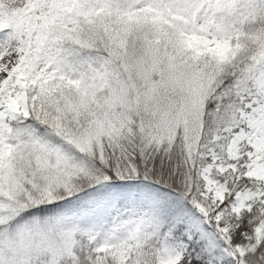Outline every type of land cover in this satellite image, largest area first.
<instances>
[{
  "label": "snow or ice",
  "instance_id": "snow-or-ice-1",
  "mask_svg": "<svg viewBox=\"0 0 264 264\" xmlns=\"http://www.w3.org/2000/svg\"><path fill=\"white\" fill-rule=\"evenodd\" d=\"M0 264H264V0H0Z\"/></svg>",
  "mask_w": 264,
  "mask_h": 264
}]
</instances>
